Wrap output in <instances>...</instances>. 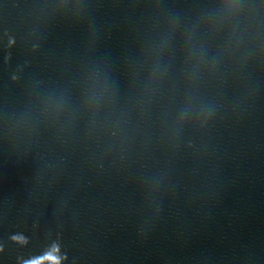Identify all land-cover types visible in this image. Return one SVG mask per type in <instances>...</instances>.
Returning a JSON list of instances; mask_svg holds the SVG:
<instances>
[{"label":"snow or ice","instance_id":"snow-or-ice-1","mask_svg":"<svg viewBox=\"0 0 264 264\" xmlns=\"http://www.w3.org/2000/svg\"><path fill=\"white\" fill-rule=\"evenodd\" d=\"M46 258L47 259H52V260H56L57 259V257L52 256L51 254H49Z\"/></svg>","mask_w":264,"mask_h":264}]
</instances>
